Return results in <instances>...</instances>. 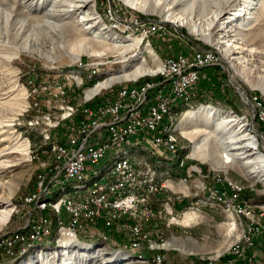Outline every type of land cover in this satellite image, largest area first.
I'll return each instance as SVG.
<instances>
[{"label": "rangeland", "instance_id": "1", "mask_svg": "<svg viewBox=\"0 0 264 264\" xmlns=\"http://www.w3.org/2000/svg\"><path fill=\"white\" fill-rule=\"evenodd\" d=\"M10 1L11 3H8L10 5L12 1L15 2V0ZM261 3V10L264 12V2ZM48 4L45 7H48ZM4 7L8 8L6 5ZM95 9L96 15L102 19V26L106 27V30L113 33L114 36L131 43L135 39H141L138 48L134 51L131 50L132 52H126L125 57L130 59L133 54H137L140 59H145L150 64H152V57H155L162 69L155 74L140 76L141 78L138 77L134 80L109 83L87 97L84 92L86 89L93 88L98 81L105 80L109 74L119 70L124 64L119 62L120 59L115 53L111 51L99 56H90L75 45L71 53H61L53 60H49L25 50L19 51L16 47L21 43L24 33L14 31L11 22H7L6 26H3L4 18L0 17L2 24L0 27L9 33L0 39V52L4 51L0 53V86L7 85L11 88V85L13 87L15 84L13 87L15 91L0 99V119L12 118L13 136L22 137L28 143V156L26 157L28 159L26 169L28 170L23 182L11 199L13 212L10 219L6 225L0 228V264H264V237L257 239L255 246L247 250V257L254 261L247 263L246 257L234 254L230 247L235 242V237L228 236L227 233L223 234L221 223L224 216L206 204L204 201L206 195L198 194L192 189L197 182L195 176L188 178L184 176V173L176 172L173 169L171 176H168L167 173V179L179 181L181 177H186L189 185L188 191L186 190L180 196L170 188L161 186L156 193L148 194L147 204H150L153 216L146 224H142V232L140 231L139 234H134L128 224L129 221H134L135 217L125 216L121 217L116 228L111 230L103 227L100 223L93 228L80 230V238H74L76 242L66 246L58 237V218H56L57 227L54 233L53 219L50 220L45 215L44 212L47 211H41L42 209L37 207L40 200H37L36 203L33 201V204L25 200L29 193L34 191L38 172L42 170L41 168H48L53 161L48 153L51 143L42 138L44 135L42 129L49 130L52 140L64 141L73 131L72 123L79 118L78 110L81 107L86 105L93 107L99 100L113 99L117 90L125 85L131 86L142 81L156 82L157 80L160 82L158 87L168 85L166 80L170 79L161 74L165 71L164 63L179 53L190 56L194 51H213L217 63H200L201 65L197 67L202 77L198 79L195 86V95L192 99L190 98L191 100H187L189 103L182 101L175 107L174 122L176 127L186 110L195 111L199 107H211L218 111L233 113L238 118L243 117L242 121L247 117V121L250 123L254 114H251L249 97L258 95L264 101V53H258L260 52L258 48L264 47V40L258 48L255 47L256 44H253L254 48L251 52L247 51L246 55L239 54L243 57L237 60L238 68L243 71V76L239 77L233 75L229 67L230 63L223 58L225 51H222V47L219 48L195 38L183 27L160 22V17L155 13L136 10L124 0H95ZM247 15L249 14L239 17L232 24H235L234 26L241 24ZM204 26L202 25L205 31H213L210 25L209 30L208 26ZM248 48L250 47L248 46ZM63 49L57 48L52 51ZM229 52H233L232 48H229ZM231 56L236 57L237 55L232 54ZM70 74L78 75L82 78V82L77 85L76 81L78 80L69 77ZM236 84L240 88L236 87ZM90 98L94 99L90 101ZM70 105L73 112L68 115L69 110L66 108ZM209 123L210 121L205 120L202 116L195 120L190 117L181 119L179 123L181 129L176 128V135L179 138L178 143L185 144L186 152H190L189 149H192L193 143L183 136L182 127L202 124L205 127L204 130L209 131ZM70 124L72 125L70 126ZM252 127L258 134L255 118ZM31 133L35 138L31 137ZM257 138L259 139L258 148L263 151L258 135ZM207 140L208 147L214 148L216 151H219V148L222 149L221 141H218L217 144L212 139L208 138ZM131 144L133 146L129 147V152H133L132 156H146V144L139 139L133 138L129 143L122 144L121 147L125 148ZM114 152L115 150L111 151L108 154L110 156L104 159L103 166L101 163L99 164L100 172L106 169L115 156H112ZM192 157L193 161L203 168V171L211 167L218 168L220 165H214L208 159L207 162H203L197 155ZM151 158L154 159L156 165L163 167L164 163L161 165L155 161V158ZM171 161L166 163L174 164L170 163ZM44 162H46L45 167H43ZM221 168L227 170L228 176L243 182L246 186L243 195L249 200V204L260 202L257 199L264 202V184L261 181H253L243 176L233 166L225 165ZM164 179L165 177L161 178L159 185L165 184ZM5 193L6 189L0 184V197L2 198ZM45 195L43 194L42 197ZM6 204L0 203V208H4ZM185 211L199 213L207 220L204 222L197 220V224H193L191 227H182L173 223L180 220ZM62 221L64 224L66 219H62ZM136 221H140V218L138 217ZM171 237H178L185 241L189 239L188 242L193 241L203 250L198 253L181 254L175 249L164 248ZM82 238H86L87 241ZM69 239L72 241L71 236ZM40 253L43 255L42 261L33 259ZM120 253L125 255L124 258H121ZM29 259L32 260L29 261Z\"/></svg>", "mask_w": 264, "mask_h": 264}, {"label": "bare ground", "instance_id": "2", "mask_svg": "<svg viewBox=\"0 0 264 264\" xmlns=\"http://www.w3.org/2000/svg\"><path fill=\"white\" fill-rule=\"evenodd\" d=\"M124 1L141 12L155 13L160 17V22L162 23H170L176 27H183L195 38L219 48L222 47V51H225L223 58L230 63L229 67L233 75L239 77L243 76L242 69L238 68L237 60L243 58L239 56V54H245L247 51L251 52L254 48L252 47L253 44H256L255 47L257 48L260 47V43L264 40V12L261 10V2H264V0ZM8 3H11V1L0 0V17L4 18L5 23L3 26H6L7 22H11L14 31H22L24 33L21 43L16 47L19 51L25 50L53 60L61 53H71V50L74 49L76 45L90 56H99L112 51V53H115L119 57V62L124 63L121 68L109 74L108 78L105 80L98 81L93 88L86 89L84 92L87 97L96 93L99 88L109 83L134 80L140 76L155 74L162 69L155 57H152V64L147 63L145 59H140L137 54H133L130 59L125 57L126 52L131 50L134 51L138 48L141 39H135L131 43L127 40H121L118 36H114L113 33L108 32L106 27L102 26V19L96 15L95 0H15V2L12 1L11 5ZM47 4L49 6L45 7ZM5 5L8 8H5ZM245 14H249L247 17H244L246 21L245 24L244 20L237 26L232 24L239 17L245 16ZM202 25L208 26V30L210 25L213 31H205ZM0 26H2L1 23ZM8 34L6 29L0 27V39ZM15 35L17 36V34ZM245 46L246 48H244ZM248 46L250 48H248ZM57 48H64L65 51H63L64 49L52 51ZM229 48H232V53L229 52ZM258 49H260L258 53H264V47ZM232 54H236L237 56L232 57ZM72 55L74 56V54ZM200 65V63H192V70H198L197 67ZM69 77L82 82V78L78 75L70 74ZM143 82L145 81L131 86H139ZM13 87H15V84H13ZM13 87L11 85V89L7 85L0 86V99L5 98L7 94H12L11 92L15 91ZM185 102L187 103L188 101ZM177 106L178 104L174 105V107ZM86 107L90 106H83L79 111L85 110ZM189 107L191 108L190 105ZM66 109L69 110L67 114L71 115L73 112L71 105ZM201 116L204 117L205 120L210 121V130L205 131V127H203L204 125L202 124H191L192 126L188 125V127H182L181 132L183 131V136L193 143L192 149H189L190 152H186L187 148L185 144L178 143L179 138H177L176 135V128H180L179 123L181 119L184 120L185 117L194 118L195 120ZM174 119L175 116L170 119L169 124L162 129L163 140H168V144L174 148L171 149V156H163L161 152H159V149L153 146L151 142H143L146 144L147 150L144 148V150H146V156L134 157L132 156L133 152H129V147L133 146L132 144L125 148L121 147L122 144H119V146L111 149V151L115 150L112 155L115 156L103 172H100V169L95 170L92 171V174L87 178L67 181L61 186L55 187V191L62 189V193H58L60 195L55 200H50L49 197H47L50 196L51 198V194L44 197L39 196L37 200L40 201L37 207L44 210L47 207L59 206L65 201L71 200L75 195L89 193L105 182H109L111 172L121 167L125 161L133 158L141 160V169H143L144 172H151L152 165H156L154 159L151 157L155 158V161L161 165L164 161L169 162V160H172L170 163L176 164L177 168L180 166V161L188 157L189 153H191V156L197 155L203 162H207L206 160L208 159L214 165L220 164L218 168L212 167L214 179L227 181L228 185H236L235 193H237V196H240V200H247L243 195L246 186L242 181L241 183H237V179L228 176L227 170L221 167L225 165L233 166L241 172L243 176L253 181H261L264 184V145L261 144L263 150L261 151L258 148V134L251 128V124L247 121V117L242 121L243 117L238 118V116L233 113L218 111V109L211 107H199L195 111L186 110L180 117L177 127ZM12 121V118L0 119V184L6 189L5 195L2 198L0 197V203H7L4 208H0V228L6 225L10 219L13 212L11 208V199L23 182L25 173L28 170L26 169L28 166L26 163L28 161L26 158L28 156V143L25 139H22V137L13 136L14 131L11 130L13 126ZM42 133L44 134L42 138L51 142L48 153L51 155V159H53L52 164L44 169L46 171H52L57 159L62 156V147L60 142L52 140L50 138L51 136L45 135V132ZM208 138L209 140L212 139L217 144L218 141H221L222 149L219 148V151H216L214 148L208 147L206 143ZM111 151H109L108 154ZM109 156L110 155H106L104 159ZM148 157L151 158V160H149ZM45 165L46 162H44L43 167H45ZM101 165L103 166V162ZM236 169L234 170L237 171ZM167 181L171 183L176 193L180 196L186 190L188 191L189 185L185 180L174 181L167 179ZM192 189L200 194L198 189L194 187ZM37 200H35V203ZM204 201H206V198ZM220 204V209H226V221L234 226V230L227 231V235L235 237V242H238L242 237H248V220L242 208L235 207V204H227V201H221ZM249 206L262 207L264 214V202L260 201L249 204ZM169 213L171 214L170 211ZM55 215L58 219H64V211L62 210H55ZM197 220L204 222L207 219L199 213L185 211L181 219L173 223L181 225L182 227H191L193 224H197ZM59 229L58 237H60L59 239H61L66 246L73 245V243L76 242L75 239L80 238L79 231L73 229L74 233L71 235L70 230L64 229V224H59ZM70 236L72 237V241L69 239ZM188 241L189 239L185 241L180 240L178 237H171L169 243H167L164 248L175 249L181 254L198 253L203 250L201 246H196L193 241ZM233 247L234 242L231 244L230 248ZM120 256L124 258L125 255L120 253ZM33 259L42 261V253L37 254ZM31 260L32 259H29V261Z\"/></svg>", "mask_w": 264, "mask_h": 264}, {"label": "built area", "instance_id": "3", "mask_svg": "<svg viewBox=\"0 0 264 264\" xmlns=\"http://www.w3.org/2000/svg\"><path fill=\"white\" fill-rule=\"evenodd\" d=\"M192 63L216 64L217 58L213 51L207 50L194 51L190 56L179 53L164 63L165 71L162 75L170 79L166 80L168 85L158 87L159 80L145 81L139 86L125 85L117 90L115 98L99 100L96 106L86 107L79 112V118L72 123L73 131L64 141L57 140L62 147V156L57 159L52 171H44L45 169L41 168L34 191L29 193L25 200L33 204L39 196L51 194L55 187L67 181L89 177L92 171L99 170V164L113 147L129 143L133 138L151 142L159 149L161 155L171 156V149L174 148L168 144V140H163L162 129L176 115L174 105L192 99L195 95L194 89L202 74L200 70H192ZM76 83L79 85L81 82ZM250 97L251 114H254L258 136L264 145V101L258 95ZM42 131L46 136H50L48 129ZM190 154L173 170L184 173L188 178L195 176L197 182L193 187L206 195V204L224 216L221 223L224 235L227 231H233L234 226L226 221V209H220V201H227V204L242 208L248 220V237L234 242L231 250L239 257H246L247 263L254 261L247 257V250L255 246L257 239L264 237L262 207L249 206V200H240V196L235 193L236 185H228L227 181L214 179L212 167L203 171ZM167 171L172 169L152 165L151 172H144L141 169V160L133 158L111 172L109 182L89 193L75 195L59 206L47 207L44 210L54 215L55 210L64 211V229L70 230L71 235L74 233L73 229L85 230L99 223L108 230L114 229L119 219L125 216L135 217L134 221H129L128 224L134 234H139L142 232V224H146L153 216V210L150 204H147V195L156 193L161 186L176 192L167 181ZM163 177L165 184L159 185ZM186 177H181L180 180L187 183ZM237 183H241V180L237 179ZM137 216L140 221H136ZM58 220L59 224L63 223L62 219Z\"/></svg>", "mask_w": 264, "mask_h": 264}, {"label": "trees", "instance_id": "4", "mask_svg": "<svg viewBox=\"0 0 264 264\" xmlns=\"http://www.w3.org/2000/svg\"><path fill=\"white\" fill-rule=\"evenodd\" d=\"M94 103V102H93ZM93 105V104H92ZM230 105V104H229ZM231 106V105H230ZM81 109V108H80ZM79 109V110H80ZM174 109H175V107H174ZM78 110V113L80 112ZM32 134V133H31ZM31 137L32 138H35V136H34V134H32L31 135ZM36 139H38V138H36ZM51 143V142H50ZM49 151V150H48ZM45 152V151H44ZM50 155V154H49ZM50 157H51V155H50ZM163 169H173V168H177V165L176 164H168V163H166V161H164V164H163V167H162ZM167 173H168V176H171V174H172V172L171 171H167ZM174 178H177V177H174ZM67 189V188H66ZM59 190H60V192H59ZM58 193H62V189H58V190H56L52 195H51V198H50V196H49V199L51 200V199H56L60 194H58ZM257 200H259V201H263V200H260V199H257ZM45 211H47L48 212V210H45ZM47 212H44L45 213V215L47 216V217H49V219L51 220V219H53V224H52V229H53V231H54V233L56 232V227H57V219H56V215H54L52 212H49V213H47ZM83 240H85V241H87L86 240V238H82Z\"/></svg>", "mask_w": 264, "mask_h": 264}, {"label": "water", "instance_id": "5", "mask_svg": "<svg viewBox=\"0 0 264 264\" xmlns=\"http://www.w3.org/2000/svg\"><path fill=\"white\" fill-rule=\"evenodd\" d=\"M236 87L240 88V86H238L237 84H236ZM250 120H251V121H250L251 128L253 129L254 132H256V131L254 130V128L252 127V123H253V120H254V115L251 117Z\"/></svg>", "mask_w": 264, "mask_h": 264}]
</instances>
